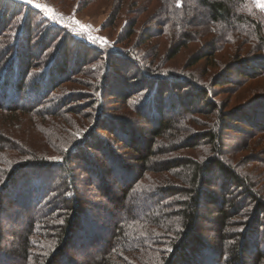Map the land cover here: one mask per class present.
Masks as SVG:
<instances>
[{
    "label": "trees",
    "instance_id": "1",
    "mask_svg": "<svg viewBox=\"0 0 264 264\" xmlns=\"http://www.w3.org/2000/svg\"><path fill=\"white\" fill-rule=\"evenodd\" d=\"M118 1L102 29L123 20L127 2ZM155 1L144 39L138 9L149 0L129 2L116 47L0 0V264H264V170L248 173L224 142L230 126L209 87L218 74L200 83L188 71L205 61L223 65L224 87L257 82L240 89L226 119L264 129V9L255 0ZM160 37L162 54L150 40ZM193 46L185 69L168 66ZM70 75H87L86 91L70 92ZM78 100L91 114L65 125L68 112L82 114ZM117 102L132 113L118 114ZM210 113L215 120L200 125ZM20 128L30 141L14 149Z\"/></svg>",
    "mask_w": 264,
    "mask_h": 264
},
{
    "label": "rangeland",
    "instance_id": "2",
    "mask_svg": "<svg viewBox=\"0 0 264 264\" xmlns=\"http://www.w3.org/2000/svg\"><path fill=\"white\" fill-rule=\"evenodd\" d=\"M18 1H21L26 7L33 8L36 11H39L45 18H48L51 22H53L57 26H61L65 28L66 30H68L70 35H73L74 37L78 39H82L87 44L93 45V46H104L105 41L107 42V44L116 46L117 45L116 42L118 41L120 35L124 31L126 20L129 17H131L129 16V11L134 10V8L130 6L131 3H129L131 0H126L127 3H125V6L123 5V13H124L123 20L121 21L119 20L112 27L102 29V24L104 23L105 19L110 15V13L111 14L114 13V10H116V8L118 7V4H116V2H119L118 0H31V3H25L23 2V0H18ZM134 1H137L136 2L137 4L135 5L142 6V3H141L142 0H134ZM255 1L257 3V0ZM261 2L264 3V0H261ZM36 4L42 5L43 7L37 8L35 6ZM156 4H157V1L149 0L148 4L145 7L139 6L141 8V9H138L139 10L138 19H139V24L141 25L140 29L142 30L141 31L142 36L140 37L141 39L143 38L145 33H149L151 28L155 29L154 26L152 25V22L151 21L149 22L148 16H151V14L155 13ZM125 10H128V13ZM74 21H78L79 23L78 24L74 23ZM82 26H90V30L89 28L82 27ZM79 32H83L85 33V35L80 36V35L74 34V33H79ZM88 37H95L97 42L92 43ZM100 38H104V39L100 40ZM150 40H152L151 43L155 44L156 47L157 46L158 48L160 47L161 54H162L164 51V48L167 46L168 41L163 39V37L155 38V39L151 38ZM119 45L123 46V44H119ZM194 49L195 47L193 46L190 49L182 50L181 53H179L170 62L167 63L168 66L170 65L171 67L176 68L177 71L181 70L182 68L185 69L184 65L188 57L192 54ZM220 63H217V64H220ZM209 64L208 62L206 63L205 61H202L196 66H194L193 68H190V70L188 71L191 73H194L198 79L197 82H200V83H203V81L205 82L208 81L213 74L215 75L218 74L217 78L215 76V78L212 79L211 85L209 87H211V90H212L211 96H213L211 97V100L213 99L215 101H218L221 104L222 111H223L222 117L225 118L224 121L226 122V124L230 126L229 130H224L223 132V135H225L224 142L230 148H233V150H236V152L234 153L236 157L235 159L237 161H239L240 159L239 161L240 163L246 162V171L248 173H251V174L254 173L255 167H258V168H261V170H264V131H263L264 129H261V128L257 129V127H254L253 129L248 131V128H244V126L240 125L237 122V119L236 120L231 119L232 116L226 119V117L229 116L231 111H233L232 108L234 107V105L242 101V93L245 91L242 92V90L240 89L243 87V89L247 90L249 86H252L253 83H257V82H254V81L242 82L241 81L242 83H240L238 87L231 85V84L229 86L224 87L221 85V82L223 80L222 76H224V73H226L224 72L225 69L224 70L222 69L223 65L219 67L218 65L209 66ZM85 76H81L79 78H76L74 75L68 76L67 80H65V81L69 80V82L65 84L66 87H68V90L72 93L74 92V93H79V94L80 92L86 91L85 89L87 87L85 86L89 82L86 81L87 80L86 78L88 76L87 77ZM229 76H230L229 79L231 80L236 78L233 73H231ZM239 82L240 81H238V83ZM215 83H218V86L214 85ZM112 101H116V100H110L109 103ZM76 103H77L76 105L78 106L77 111L78 112L80 111V113L82 114L78 116L76 114H73V113L71 114L70 112H68L66 116L70 117L69 119L71 121L65 120L64 121L66 123L65 125H67V123H71L68 126L73 127V124H76V125L82 124L83 123L82 116L84 117L88 114H91L92 111L89 108L90 106L89 100H82V101L78 100ZM117 103H118L117 106H114L112 109L115 110L117 109V107H119L118 110H115L117 111L118 114L121 111V109H123L121 111L123 113H129V115L132 113L126 108V106L122 105L121 102H117ZM93 108L95 109V106ZM173 115L176 116L178 114L175 113ZM25 118H26V120L24 119L25 127L29 126V128H31L30 125H27L26 123V121H29L28 117H25ZM215 118H216V114L214 113H210L209 116L198 115L197 117L200 125H207L206 124L207 120L210 124V122L214 121ZM137 120L139 124L141 123V125L143 126V122L138 118ZM47 126H49L50 130L52 131L54 130V127H52V124L47 125ZM198 126H196V128ZM238 128L245 129V133L236 132V129ZM17 131H20L21 134L20 135L16 134L18 133ZM26 133L29 134V132L27 131ZM14 134L12 133L10 137L12 141H14L13 142L14 149L18 147V144L23 145L22 142L26 144L30 141V139H27V137L25 138L26 134L24 133V129L22 128H20L19 130H16ZM33 135H35V132L30 131L29 136H33ZM196 151H193L196 157L201 155V152L199 153L197 152L196 154ZM9 153H10V156L17 154L16 151H12ZM247 163H250V166L252 165L253 166L250 167V169H247L248 168ZM79 171L80 169H77V172L81 173ZM80 176L84 177L83 174ZM86 189L88 190L90 189V187L88 186L86 187ZM241 195H242L241 191H236L233 194V198L229 197L228 199L230 201H232L233 199L232 203H235L241 198ZM206 225L207 227H211L208 224Z\"/></svg>",
    "mask_w": 264,
    "mask_h": 264
},
{
    "label": "snow or ice",
    "instance_id": "3",
    "mask_svg": "<svg viewBox=\"0 0 264 264\" xmlns=\"http://www.w3.org/2000/svg\"><path fill=\"white\" fill-rule=\"evenodd\" d=\"M23 2H25V3H31V0H23ZM257 5L259 6V7H261V8H264V3H262L261 2V0H257ZM37 8H42L43 6L42 5H39V4H36L35 5ZM180 6V0H177V7H179ZM50 11V10H49ZM74 23H79L78 21H74ZM82 27H87V28H89V30H90V26H82ZM74 34H76V35H80V36H84L85 35V33H83V32H79V33H74ZM89 38V40L92 42V43H96L97 42V40H96V38L95 37H88ZM104 38H100V40H103ZM105 45L107 46V42L105 41ZM65 151H67V150H65ZM50 159H52V160H56V161H58V160H60V159H62L61 157H52V158H50ZM3 179L2 178H0V185H2L3 184ZM61 223H63V221H60ZM54 247H55V245H50L49 246V250L51 251V250H54ZM50 251L49 252H45L43 255L45 256V257H47L49 254H50ZM172 251V249L170 248V247H166L165 249H164V252L165 253H170ZM161 264H162V261H161Z\"/></svg>",
    "mask_w": 264,
    "mask_h": 264
}]
</instances>
